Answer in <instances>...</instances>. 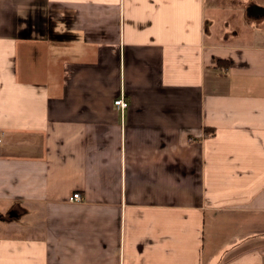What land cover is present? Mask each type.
I'll return each mask as SVG.
<instances>
[{"label": "crops", "instance_id": "1", "mask_svg": "<svg viewBox=\"0 0 264 264\" xmlns=\"http://www.w3.org/2000/svg\"><path fill=\"white\" fill-rule=\"evenodd\" d=\"M0 264H264V0H0Z\"/></svg>", "mask_w": 264, "mask_h": 264}, {"label": "built area", "instance_id": "2", "mask_svg": "<svg viewBox=\"0 0 264 264\" xmlns=\"http://www.w3.org/2000/svg\"><path fill=\"white\" fill-rule=\"evenodd\" d=\"M114 105L120 110L123 111L127 106H128V102L125 100V98L123 97V95L119 96L118 98H116L114 100ZM81 195L80 193H73L72 196L69 197L70 201H80L81 200Z\"/></svg>", "mask_w": 264, "mask_h": 264}]
</instances>
